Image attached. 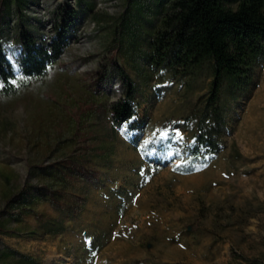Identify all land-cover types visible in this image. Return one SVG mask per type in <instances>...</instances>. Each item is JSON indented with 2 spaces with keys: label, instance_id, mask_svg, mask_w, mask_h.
<instances>
[{
  "label": "rangeland",
  "instance_id": "rangeland-1",
  "mask_svg": "<svg viewBox=\"0 0 264 264\" xmlns=\"http://www.w3.org/2000/svg\"><path fill=\"white\" fill-rule=\"evenodd\" d=\"M146 5L156 13L152 0H0L17 71L21 26L49 43L56 13L79 12L46 76L17 73L15 93L0 96V264H17L1 258L10 253L39 264H264V52L245 91L222 93L218 156L180 174L212 77L146 60L160 18ZM121 72L138 109L115 127Z\"/></svg>",
  "mask_w": 264,
  "mask_h": 264
},
{
  "label": "trees",
  "instance_id": "trees-1",
  "mask_svg": "<svg viewBox=\"0 0 264 264\" xmlns=\"http://www.w3.org/2000/svg\"><path fill=\"white\" fill-rule=\"evenodd\" d=\"M10 1L14 5V0ZM152 2L156 13L150 12L152 9L149 5L144 9L160 18L159 26L148 44L146 60L174 76L194 75L205 68L209 69L212 77L208 95L195 115L192 142L187 147L183 162L174 168L180 174H191L199 165L216 158L222 149L226 127L225 107L221 100L223 91L232 95L245 91L264 52V0ZM5 4L8 8V4ZM137 9L142 11L141 7ZM78 19L79 12L74 8L58 11L49 43L38 40L21 26L18 31V71L4 54L3 28L0 24V96L15 93L17 73L27 81L45 77L67 49L69 30H76L74 23ZM120 28L133 26L121 23ZM121 75L123 95L109 107L111 122L115 127L130 122L138 109L136 86L124 72ZM21 199L22 206L28 207L27 196L23 195ZM37 219L40 226L46 227L51 234L63 229L62 224L49 225L42 222L40 217ZM9 255L16 259L17 264H39L33 258L16 253L2 254L1 258L7 259Z\"/></svg>",
  "mask_w": 264,
  "mask_h": 264
}]
</instances>
